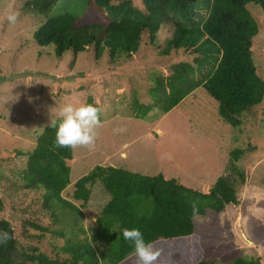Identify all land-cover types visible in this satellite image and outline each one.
Listing matches in <instances>:
<instances>
[{
    "label": "trees",
    "instance_id": "obj_1",
    "mask_svg": "<svg viewBox=\"0 0 264 264\" xmlns=\"http://www.w3.org/2000/svg\"><path fill=\"white\" fill-rule=\"evenodd\" d=\"M54 2L27 0L24 6L40 16ZM248 5L264 10V0H140L139 5L133 0H82L76 13L46 17L32 37L39 46L54 45L57 56L71 50L75 58L92 47L97 57L107 49L115 62L136 53L143 36L154 41L155 33L171 23L162 52L184 50L193 58L169 66L166 76L150 78L155 88L145 92L148 103L131 102L134 115L144 117L153 109L168 113L202 88L216 102L220 118L240 130L243 112L251 107L256 112L264 101V77L258 73L262 66L252 57L259 24ZM87 103L98 106L92 98ZM60 119H54L57 125ZM48 125L30 151L14 149L27 158L17 171V185L6 186L7 191L15 187L36 192L38 197L29 206L39 209L44 222L23 221L20 237L31 241L23 244L11 223L1 217L0 231L12 239L0 244V264H137L132 243L122 236L124 228L134 227L159 250L155 264H217V258L205 257L193 217L239 204L246 183L239 162L250 144L229 150L223 174L207 189L185 186L162 173L146 175L97 164L74 182L66 197L62 193L70 186L72 149L53 147L55 129ZM97 182L108 199L93 223L86 225L83 208ZM255 231L264 236V227ZM222 260L220 264H262L239 253Z\"/></svg>",
    "mask_w": 264,
    "mask_h": 264
},
{
    "label": "rangeland",
    "instance_id": "obj_2",
    "mask_svg": "<svg viewBox=\"0 0 264 264\" xmlns=\"http://www.w3.org/2000/svg\"><path fill=\"white\" fill-rule=\"evenodd\" d=\"M25 1L0 0V218L11 223L17 237L24 220L43 223L44 218L37 207L29 206L38 197L36 192L6 189L17 185V171L27 158L14 149L30 151L65 103H87L92 98L101 109L95 146L72 150L70 186L63 196H70L74 182L97 164L146 175L162 173L185 186L207 189L223 174L229 150L250 144L252 148L239 162L246 173L239 204L195 215L193 223L205 257L217 258V264L231 253L256 257L264 264V236L255 231L264 227V101L256 112L252 107L243 112L240 130L220 118L216 102L202 88L168 113L153 109L136 117L130 104L134 100L148 103L145 92L155 88L150 78L166 76L169 66L193 58L184 50L162 52L172 33L171 23L155 33L154 41L143 36L139 50L129 58L111 62L107 49L97 57L92 47L75 58L71 50L57 56L54 45L39 46L33 32L48 16L75 12L82 0H55L40 16L36 9L24 6ZM133 2L140 4V0ZM247 8L259 24L252 57L262 66L258 73L264 77V10L255 5ZM13 12L19 15L10 24L7 17ZM107 199L108 194L95 183L83 208L86 225L93 223ZM19 239L23 244L31 242Z\"/></svg>",
    "mask_w": 264,
    "mask_h": 264
},
{
    "label": "clouds",
    "instance_id": "obj_3",
    "mask_svg": "<svg viewBox=\"0 0 264 264\" xmlns=\"http://www.w3.org/2000/svg\"><path fill=\"white\" fill-rule=\"evenodd\" d=\"M19 13L13 12L7 20L14 24ZM100 111L98 106L88 103L74 104L67 102L59 109L60 122L50 120L49 127L55 129L53 147L69 148L78 147L92 149L97 139V128L100 125ZM124 240L132 243L137 258V264H155L160 252L151 243L145 241L139 228H124ZM12 239L7 231H0V244H7Z\"/></svg>",
    "mask_w": 264,
    "mask_h": 264
}]
</instances>
